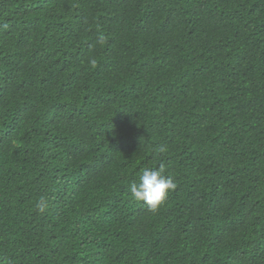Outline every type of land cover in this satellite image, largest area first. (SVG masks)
I'll return each instance as SVG.
<instances>
[{"label": "trees", "instance_id": "1", "mask_svg": "<svg viewBox=\"0 0 264 264\" xmlns=\"http://www.w3.org/2000/svg\"><path fill=\"white\" fill-rule=\"evenodd\" d=\"M0 264H264V0H0Z\"/></svg>", "mask_w": 264, "mask_h": 264}, {"label": "clouds", "instance_id": "2", "mask_svg": "<svg viewBox=\"0 0 264 264\" xmlns=\"http://www.w3.org/2000/svg\"><path fill=\"white\" fill-rule=\"evenodd\" d=\"M102 42V37L100 38ZM95 61H92L94 63ZM167 149L160 148L163 153ZM176 188V183L171 176L165 175V164L161 163L158 168H144L136 180L129 185L132 197L144 203L152 212H156L167 201L171 191ZM39 207V205H38ZM41 210H43L41 208Z\"/></svg>", "mask_w": 264, "mask_h": 264}]
</instances>
